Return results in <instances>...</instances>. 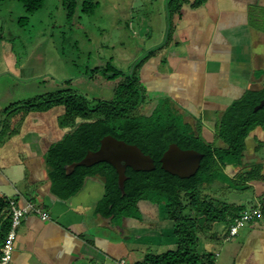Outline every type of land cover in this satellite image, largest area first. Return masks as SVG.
<instances>
[{
  "label": "crops",
  "instance_id": "1",
  "mask_svg": "<svg viewBox=\"0 0 264 264\" xmlns=\"http://www.w3.org/2000/svg\"><path fill=\"white\" fill-rule=\"evenodd\" d=\"M157 12L161 20L141 28L143 38L154 32L157 40L145 50L160 48L138 68L146 97L140 112L150 114L165 98L192 130L221 147L217 120L246 91L264 86V0H160ZM65 118L59 105L33 110L18 104L0 111V199L7 203L0 225L10 218V199L33 201L49 216L42 220L29 213L21 219L7 264H140L147 254L174 251L177 239L164 204L139 200L135 216L103 215L102 174L86 176L70 195L53 187L47 150L77 124ZM246 156L264 160L260 127L244 139V166L251 162ZM247 184L241 205L259 206L264 183ZM228 227L217 221L202 228L195 251L211 254L214 264H264V216L232 236Z\"/></svg>",
  "mask_w": 264,
  "mask_h": 264
},
{
  "label": "trees",
  "instance_id": "2",
  "mask_svg": "<svg viewBox=\"0 0 264 264\" xmlns=\"http://www.w3.org/2000/svg\"><path fill=\"white\" fill-rule=\"evenodd\" d=\"M18 1L30 12L38 9L43 0ZM61 4L69 13L75 7L74 0H61ZM87 5L86 1L81 2L82 12H87ZM159 48L156 46L145 51L134 61L130 71L113 69L106 62L104 67H95L86 75L92 77L99 70L106 81L118 79L112 88L110 100H98L96 104H91L83 98L75 97L67 89V95L64 94L65 90L42 94L40 97L44 99L41 107L36 100L20 105L33 110H47L59 105L64 107L65 122H77L72 131L47 150L46 161L51 168L49 176L54 188L70 195L79 189L86 176L102 174L106 179L101 206L103 215L135 216L139 200L164 204L167 217L173 222L177 248L161 254H147L140 264H214L211 254H198L195 251L196 235L213 222H231L243 210L237 204L214 203L212 198L198 190L203 186L218 184L243 192L249 188L247 183L250 181L264 183V177L260 175V164L253 165L250 171L240 173L235 178L227 176L223 171L225 166L242 165L245 137L255 127L264 130V108L253 110L259 100L264 98V86L258 91H246L240 99L230 104L221 116L215 132L223 145L214 146L192 130L190 124L182 119L165 98L158 99L150 114L145 115L139 111L138 108L146 103V97L138 83V68ZM104 135L134 144L153 159L154 168L148 171L125 168L123 193L117 188L115 170L106 162L75 166L68 175L63 170L65 164L80 160L87 150L97 149ZM170 143L203 154L194 175L179 178L160 168L158 159ZM6 205L0 199V212ZM259 207L264 216V197L260 199ZM8 228L9 220L4 219L0 225V243L4 241Z\"/></svg>",
  "mask_w": 264,
  "mask_h": 264
},
{
  "label": "rangeland",
  "instance_id": "3",
  "mask_svg": "<svg viewBox=\"0 0 264 264\" xmlns=\"http://www.w3.org/2000/svg\"><path fill=\"white\" fill-rule=\"evenodd\" d=\"M74 1L69 13L61 0H43L30 12L18 0H0V111L32 100L41 107L44 98L40 96L55 90H65L66 95L69 91L91 104L110 100L117 80L106 83L99 70L92 77L86 75L106 62L113 69L130 71L142 49L157 41L154 32L143 38L141 28L153 19L161 20L160 0ZM82 1L88 3L87 12L81 11ZM245 161L251 160L246 156ZM230 190L210 185L198 191L214 203L241 205V192L231 190V195ZM250 205L243 203L242 212H250L254 203ZM262 216H253L242 225Z\"/></svg>",
  "mask_w": 264,
  "mask_h": 264
},
{
  "label": "water",
  "instance_id": "4",
  "mask_svg": "<svg viewBox=\"0 0 264 264\" xmlns=\"http://www.w3.org/2000/svg\"><path fill=\"white\" fill-rule=\"evenodd\" d=\"M264 108V98L253 107V110ZM203 154L194 149H181L175 143H170L158 159L159 166L166 172L188 178L195 174L200 165ZM99 162H106L116 173V185L123 193V183L126 179L125 168L134 171H148L154 168L153 159L144 154L136 145L125 143L111 135L100 138L97 149L87 150L83 157L65 164L64 173L70 174L75 166H91Z\"/></svg>",
  "mask_w": 264,
  "mask_h": 264
},
{
  "label": "built area",
  "instance_id": "5",
  "mask_svg": "<svg viewBox=\"0 0 264 264\" xmlns=\"http://www.w3.org/2000/svg\"><path fill=\"white\" fill-rule=\"evenodd\" d=\"M8 207L10 209L9 218V228L4 237V241L0 243V264H7L10 258V253L12 249V242L16 236V229L21 221V219L29 214L33 213L39 216L40 219H48V214L41 212L40 208L30 200L25 201L23 204H17L15 200L10 199L8 201ZM261 214L259 206H254L251 208L250 212H242L238 217L233 219V222L229 224L228 236H232L237 232V229L242 226V223L250 221L253 216ZM117 264H130L119 260Z\"/></svg>",
  "mask_w": 264,
  "mask_h": 264
},
{
  "label": "flooded vegetation",
  "instance_id": "6",
  "mask_svg": "<svg viewBox=\"0 0 264 264\" xmlns=\"http://www.w3.org/2000/svg\"><path fill=\"white\" fill-rule=\"evenodd\" d=\"M220 118L217 120V125H218V122H219ZM215 130H217V127H216ZM255 164H260V166H261L260 167V175H262L264 177V162L263 161L259 162V163L257 161H254V162L251 161L248 164H245L246 166L240 164V165H238L236 167H232V166L229 165V166H225L223 171H224V173L227 174V176H229L231 178H235L240 173H245V172L250 171V169ZM226 168L230 171L229 173L226 171L227 170ZM215 185H218V184H215Z\"/></svg>",
  "mask_w": 264,
  "mask_h": 264
}]
</instances>
